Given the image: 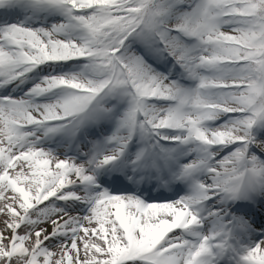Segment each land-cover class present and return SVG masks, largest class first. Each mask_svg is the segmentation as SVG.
<instances>
[{"label": "rangeland", "instance_id": "1", "mask_svg": "<svg viewBox=\"0 0 264 264\" xmlns=\"http://www.w3.org/2000/svg\"><path fill=\"white\" fill-rule=\"evenodd\" d=\"M88 2L86 5H82L78 0H64V2H57L53 5L36 3L35 7L40 11L49 8V12H52V9H55L57 16L62 20L56 24L57 28L45 22L41 24L40 19L36 17L39 23H17L15 25L17 27L14 29L19 30L18 34H23L22 36L27 38L22 40L18 49L13 48L15 54L3 57L2 45H0V81L2 80L3 83L15 84L19 81L22 83L27 78L23 74H11L16 64H25L27 60L25 54L34 65L49 57L50 59L69 60L68 63L66 61L67 66L73 63L80 64V66L73 64L74 67H67L60 71L58 69L55 77H45L34 85L31 82L21 84L22 89L30 93L28 95L44 96L37 101L45 100L47 96L45 89L49 88V99L52 98V102L48 101L49 99L32 102L28 98H25L24 102L20 99L21 97H18L20 92L17 90L18 93L14 94L17 98L16 103L11 100L0 103V264H34L35 260L43 264H109L110 261L115 260L117 254H124L132 243L141 246L145 243H156L158 247L169 245V252L176 255V262L179 264H210L209 257L202 252L206 251L203 250L206 245L204 239L208 232L211 234L213 228H216L217 218L210 222L206 229H198L206 231V234L196 236L188 230V227L181 230L176 229L174 234L168 237L166 236L168 231L173 229L168 223L173 219L176 222L182 221L183 217L188 220L189 225L194 219L207 217L211 210L225 199V197L215 196L219 193L218 191H223L224 185L234 184L235 176L242 175L243 177L245 174L243 167L235 166L242 159L244 148L248 151L247 145L241 146L242 144L233 142V139L244 138L250 142L245 129L252 124L259 127L258 130L264 128V90L255 83L256 78L250 80L246 71L240 70V75L236 66L231 67L233 71L235 70L233 73L235 78L232 79L225 70L213 76L208 75L204 64L206 66V60L209 58L212 60L225 59L217 50L207 53L210 39L214 36L227 39V41L236 40L244 46V55L253 53L247 48L253 50L252 47L258 45L264 48V35L258 29V26L262 28V22L252 20L247 27H243L239 18L232 19L228 15H216L212 12L216 0H179L178 3L184 2V4H179L178 8H171V2L164 0H148L147 3L154 4L156 9L144 18L153 23L160 20L168 26L160 32L168 37L167 41L171 42V46L175 48L184 62L185 68L182 75L190 81L186 85L189 89L187 90L168 82L166 78L155 73L153 68L143 64L146 63L145 58L139 59L137 56L140 55L135 53L140 49L128 43L129 40L122 47L117 46L118 31L124 30V27L116 28L114 24L119 22L127 25L131 19H137L139 17V15L136 16L137 10L146 5L143 1L137 0L128 6H124L125 3L121 0H88ZM108 4H112L113 7L110 8ZM105 6L110 9L104 8ZM215 6L218 7L216 4ZM225 9L228 10V7ZM30 16L34 17V14ZM217 16L221 20H218ZM50 18L53 16L47 14L45 21H50ZM71 19L73 24L69 22ZM67 21L69 23H66L64 27L63 24ZM139 29L143 31H137L136 28L132 33L143 38L146 32L154 30L144 21L139 23ZM177 29L182 30L186 35L196 37L197 43H179L174 35ZM120 34L124 35L123 32ZM7 38L12 39V34L7 33ZM227 41L224 42L227 43ZM204 42H207L208 46ZM5 44L10 45L8 40H5ZM221 45L226 47V44ZM145 48H148L147 45L142 44V49L146 50ZM107 49L112 52L122 49V52H111L107 55L105 53ZM144 54L147 53L144 52ZM235 56L234 53L229 57V61L234 62ZM3 64L10 72H7ZM216 67V65H210L207 69L215 70ZM244 68L248 66L245 65ZM23 69L25 71V67ZM255 69L259 77L263 75L260 60L255 63ZM243 78L251 83L245 84ZM124 84L128 85L132 91L145 95L158 94L173 96L177 99L179 97L181 99L179 103H182L179 109L177 106L171 109L166 103H149L141 99L134 101L132 105L136 112L142 108L150 109L167 127L174 124L188 128L190 133H199L193 138L196 142L193 143L194 145L206 146L211 144V140L218 143L215 149H218L219 153L217 158H221L222 161L211 164L203 163L206 161V150L199 148L201 159L196 160L195 157H191L187 151L191 148H188L190 142L186 140L185 130L169 131L175 134L181 143L171 144L174 146L169 151L172 154L175 153L174 156L184 163L183 165L187 164L185 166L189 169V173L190 171L201 173L205 179L203 185V181L200 184L199 179L195 178L194 185L199 192L194 196L192 194L176 198L179 204L175 206H180V211L178 213L174 211V216L172 208L165 206L164 200L145 201V204L143 201L146 199L121 195L120 192H113L110 186L108 192L113 193L106 195L102 191L105 188L103 181L111 175L113 166L119 171H121L120 168H124L121 156L105 164L106 167L103 166L104 164H99L100 160L110 155L108 154L110 152L105 149L107 145H112L113 139L116 138L114 129L120 124V117L116 116V112L124 113L126 110V106L121 108L123 101L120 99V89H123ZM197 84H201L202 87L197 88ZM229 84L239 86V88L245 84L244 86L249 87L255 95L248 93L247 96L238 97L235 89L232 95L221 92L219 96L211 97L219 92L222 85L228 86ZM204 87L205 89L202 90ZM208 93L209 96H206L205 94ZM260 94H263L262 103L259 99L261 96H258ZM127 99L131 100V97ZM212 106H217L218 110L210 111L207 108ZM236 107L239 110L232 109ZM60 109L66 112L68 120L41 124L45 122L44 120L41 122L42 118L58 114ZM226 110L229 112L220 118L221 111ZM241 110L245 111L243 116L230 118L239 114ZM97 117L103 118L97 119ZM201 119H209L211 123L205 125L203 121H200ZM89 120L96 122L93 129L98 126L101 128L102 122H104L103 126L112 127V130H105L102 138L97 137L93 142L90 140L91 136L86 138L93 152L85 143L76 146L74 138L71 137L75 127L85 128ZM18 122L24 124L25 127L17 126ZM60 126L65 128L62 129ZM64 133H69L65 144L63 143ZM253 136L255 145L260 148L263 145L260 141L263 139L255 131ZM53 139L60 145L59 150L54 151L55 149L45 147L43 144ZM116 140L119 145L120 138ZM71 145L75 146L74 151H80L81 154L91 152V155L86 159L85 156L74 158L67 154L69 157L66 158L67 155H64V152L69 151ZM158 146L164 149V145L159 142ZM93 153H95L94 156ZM147 155L150 160L152 155L147 153L139 155L142 160L136 162L132 171L137 169L136 172L142 173L145 169L144 161ZM225 160H229L226 163L227 166L224 165ZM172 163L178 165L175 160H172ZM254 164L257 166L251 165V168L264 167L255 159ZM210 165L214 166L217 172L214 174L210 172L211 177L209 178L206 177L207 172L204 174V168ZM223 170H231V172L224 173ZM125 173L123 169L118 179L124 180ZM90 180L98 181L95 185L89 186ZM136 189L139 190V188ZM38 192H41V196L37 198L36 193ZM62 194H67V198L63 199ZM94 194H96V200L92 199ZM198 198L199 202H195ZM27 199H33L35 203L32 202V204L39 201L40 203L27 207L25 205ZM204 200L211 205H200L199 203L203 204ZM70 201L78 203L80 218L76 224L71 227L57 226L56 229L46 233L47 224L67 214L66 204ZM90 201L94 204L86 209V202ZM172 202H175L174 199ZM149 203L155 210L151 213L150 208L145 207ZM21 217L24 221L17 223ZM140 219L141 226L136 228ZM166 226L168 228L163 230ZM243 226L239 227L244 229ZM15 232L19 233L20 240L15 241L11 253H8V244L12 238L14 239L12 234ZM249 242H243L242 247L232 243L234 251L231 255L236 257V264H256V262H261L260 259H264V235L260 236L258 233L257 237L250 238ZM200 253L202 254L199 255ZM138 257V255L131 256L129 261L126 259L120 264H148L147 261L139 260Z\"/></svg>", "mask_w": 264, "mask_h": 264}, {"label": "bare ground", "instance_id": "2", "mask_svg": "<svg viewBox=\"0 0 264 264\" xmlns=\"http://www.w3.org/2000/svg\"><path fill=\"white\" fill-rule=\"evenodd\" d=\"M6 87H9V88H11V86H6L5 84H1L0 83V89H4V88H6ZM12 87H14V85L12 86ZM209 177V176H208ZM96 184V180H90L89 182H88V185L89 186H93V185H95ZM166 204V205H165ZM165 204H163V205H165V206H170L171 208H172V211H173V213H172V215L174 216L175 215V212L176 213H178L179 211H180V206H175V205H178L179 204V201H176V202H172V201H168V202H165ZM67 209H68V211H67V214L66 215H62V216H60V217H58L55 221H53L52 223H50V224H47V226L45 227V232L46 233H49V232H51L52 230H54V229H56L57 228V226L58 227H62V226H68V227H71V226H73L74 224H76V222H77V220L80 218V213H78L79 212V210H78V207H77V205H78V203H75V202H73V201H70V202H67ZM151 204H148V205H146L145 207H146V209L148 208H150L149 209V212L151 213L152 211H155V210H153L154 208H153V206H150ZM175 211V212H174ZM259 210H258V212H257V214L256 215H254V217H253V222L252 223H255L256 221L259 223V216L260 215H258L259 214ZM181 213V212H180ZM182 219V221H178V222H176V220H172L170 223H168V225L169 224H171L172 226V230L171 231H168V234L166 235V236H171V235H173L174 234V231H175V229H177V228H181V227H185V224L188 222V220H186V219H184L183 217L181 218ZM143 220V219H142ZM212 221V217H202V218H199V219H194L193 221H192V223H191V225L190 226H192V227H194L193 229H191V227L188 229V230H190V231H192L193 233H195L194 235L196 236L197 234H202V231L199 233V230L198 229H202V228H204V229H206L207 228V226L209 225V223ZM173 222H175V223H173ZM141 219L139 220V222H138V224H137V227L136 228H138V227H140L141 226ZM168 228V226H166L165 228H163V230H166ZM203 233H205L204 231H203ZM251 233L252 234H256V229L255 228H253L252 230H251Z\"/></svg>", "mask_w": 264, "mask_h": 264}, {"label": "trees", "instance_id": "3", "mask_svg": "<svg viewBox=\"0 0 264 264\" xmlns=\"http://www.w3.org/2000/svg\"><path fill=\"white\" fill-rule=\"evenodd\" d=\"M141 1H143V4H146L145 6L153 8L154 4L152 5L149 2L147 3L148 0H141ZM243 1L248 2V4H244V5H247L248 7L252 6L254 8L255 12H257V13L262 12L260 14L264 15V0H243ZM243 11H244V9H243ZM235 54H236V56H240L243 54V52L240 51V49H238V51L235 50ZM251 66H252V64H248L249 69H252Z\"/></svg>", "mask_w": 264, "mask_h": 264}]
</instances>
